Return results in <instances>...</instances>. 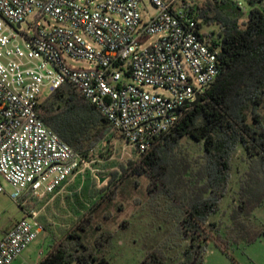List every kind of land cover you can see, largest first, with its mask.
Masks as SVG:
<instances>
[{"label": "built area", "instance_id": "2783aa9c", "mask_svg": "<svg viewBox=\"0 0 264 264\" xmlns=\"http://www.w3.org/2000/svg\"><path fill=\"white\" fill-rule=\"evenodd\" d=\"M142 2L0 0V195L4 181L15 201L26 193L45 198L91 170V158L39 116L46 94L75 86L120 135L117 141L142 154L175 126L173 111L217 78L220 49L183 1L150 0L157 14L146 20ZM32 14L51 22L23 32ZM28 215L31 221L16 223L0 240V264H13L44 232L38 213Z\"/></svg>", "mask_w": 264, "mask_h": 264}, {"label": "trees", "instance_id": "16d2710c", "mask_svg": "<svg viewBox=\"0 0 264 264\" xmlns=\"http://www.w3.org/2000/svg\"><path fill=\"white\" fill-rule=\"evenodd\" d=\"M182 1L199 28L217 29L205 32L220 49L219 75L202 93V102L184 106L175 126L151 149L121 165V173H112L109 187L97 193L98 201L62 230L38 264H110L100 253L112 234L102 232L93 247L84 244L82 234L93 224L102 203L115 200L122 183L132 177L148 179L152 212L172 225L164 245L149 251L147 260L153 264H163L167 251L185 242L189 244L184 247V260L176 264H200L209 243L228 254L230 244H252L264 235V226L252 220L264 195L260 193L264 190V0H245L246 11L236 0ZM38 113L82 156L91 157L107 133L104 115L71 84L43 99ZM186 140L199 144L197 155L185 147ZM240 148L249 169L240 179L229 222H211L229 195ZM251 178L254 184L248 187Z\"/></svg>", "mask_w": 264, "mask_h": 264}, {"label": "rangeland", "instance_id": "374dc122", "mask_svg": "<svg viewBox=\"0 0 264 264\" xmlns=\"http://www.w3.org/2000/svg\"><path fill=\"white\" fill-rule=\"evenodd\" d=\"M191 1L201 3L204 0ZM237 1L243 5L246 4L245 0ZM140 11L144 20L157 14L156 7L150 0H143ZM38 22L48 26L51 20L48 17L39 18L32 14L23 24L22 31L31 34L33 32L31 26ZM213 29L216 33L215 27L205 28L204 31ZM69 63L81 69L96 67L94 63L87 61L73 63L69 60ZM148 90L155 92L154 89ZM118 138V135H115L107 125L104 141L97 146L90 157L93 161L91 170L84 178L78 177L45 198L26 193L20 201H15L11 198L14 189L7 182L2 181L5 192L0 195V240L4 232L10 230L16 223L23 219L31 221L28 215L31 211L38 213V219L45 228L44 232L13 264H38L47 253L49 244L58 241L61 237L62 230L70 228L78 220L79 215H83L94 202L98 201L97 193L109 187L112 173H121V165L127 166L130 161L138 158L136 151L128 148L125 141H117ZM184 145L193 155H197L200 151L199 144L193 140H186ZM245 157V151L240 148L234 158L229 195L222 202L221 212L214 216L211 222L218 223L220 220H223L225 224L229 222L228 213L238 197L240 179L249 169ZM97 175L105 178V181L100 183ZM251 176L254 178L255 175ZM253 178L247 182L246 186L252 187L256 177ZM148 184L149 181L145 177H132L124 181L115 200H105L102 203L95 214L93 224L82 234L84 244L90 247H93L95 240L102 232L112 234L110 244L100 253L110 264H153L151 260H147L149 251L164 245V240L172 229V225L167 224L160 213L152 212ZM260 193L264 194V190ZM252 220L258 226H264V195L262 205L253 212ZM188 244L189 242H185L181 248L168 250L163 264L182 262L184 247ZM227 252L228 254L223 253L213 243H209L200 264H264V235L252 244L243 242L230 244ZM172 258L176 261L173 262Z\"/></svg>", "mask_w": 264, "mask_h": 264}, {"label": "water", "instance_id": "95a60500", "mask_svg": "<svg viewBox=\"0 0 264 264\" xmlns=\"http://www.w3.org/2000/svg\"><path fill=\"white\" fill-rule=\"evenodd\" d=\"M18 27H20V25H18ZM202 94L201 93H198L196 95V100L194 102H190V101H186L184 104H183V107L184 106H196L197 104L201 103L202 102ZM183 107H180V108H177L173 111V113L176 115V116H179L181 114V111H182V108ZM97 177L99 178L100 180V183H103L105 181V178H102L100 177L99 175H97Z\"/></svg>", "mask_w": 264, "mask_h": 264}, {"label": "crops", "instance_id": "0c3cea01", "mask_svg": "<svg viewBox=\"0 0 264 264\" xmlns=\"http://www.w3.org/2000/svg\"><path fill=\"white\" fill-rule=\"evenodd\" d=\"M7 233V231L4 232V235Z\"/></svg>", "mask_w": 264, "mask_h": 264}]
</instances>
